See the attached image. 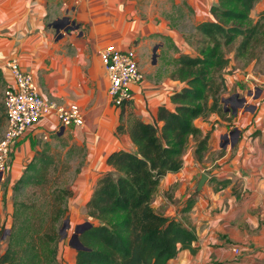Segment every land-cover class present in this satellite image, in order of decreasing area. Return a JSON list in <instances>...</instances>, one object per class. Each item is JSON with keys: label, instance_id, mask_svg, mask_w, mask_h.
<instances>
[{"label": "crops", "instance_id": "1", "mask_svg": "<svg viewBox=\"0 0 264 264\" xmlns=\"http://www.w3.org/2000/svg\"><path fill=\"white\" fill-rule=\"evenodd\" d=\"M216 1L173 0L157 18V0H0V138L6 128L4 90L14 86L5 66L10 58L32 74L45 102L75 103L83 118L82 126H65L53 112L45 114L11 143L5 180L0 181V226L11 223L12 186L35 150L50 138H67L83 149L71 183L64 219L69 233L61 251V264L75 263L77 250L69 240L75 227L88 221L85 205L96 180L111 169L106 156L134 147L127 115L156 120L160 106L173 108L170 95L183 86L163 75L171 42L178 46L173 56L187 52L170 12L186 6L196 25L212 19L210 8ZM107 46L133 48L144 75L132 85V99L123 110L111 102L109 81L98 61ZM234 74L227 77L226 90L244 103L228 108L222 102L221 114L194 121L201 136L210 133L204 155L194 158L191 137L181 169L167 173L152 197L155 211L180 220L196 235L192 249H181L167 264H264V80L259 79L264 76ZM235 79L244 86L234 85ZM202 173L208 178L192 209L180 213ZM221 180L229 183L222 186ZM232 247L240 253L234 254Z\"/></svg>", "mask_w": 264, "mask_h": 264}, {"label": "trees", "instance_id": "2", "mask_svg": "<svg viewBox=\"0 0 264 264\" xmlns=\"http://www.w3.org/2000/svg\"><path fill=\"white\" fill-rule=\"evenodd\" d=\"M256 2L217 0L210 8L213 19L194 26L196 33L214 41V47L196 56L180 53L174 72L177 75L173 77L183 86L170 95L173 108L160 106L152 122L133 118L128 130L133 149H118L106 156L111 169L96 180L85 205L90 225L79 234L84 248L76 251L74 264H167L181 249H192L194 230L155 211L151 200L160 180L181 169L191 137L196 142L194 158L199 160L204 155L210 133L201 136L194 121L212 112H223L219 95L225 81L222 77L216 80L211 70L225 60L216 50L220 43L231 45L240 38L235 56L247 52L264 31V6L257 14L258 20L253 23L251 19ZM122 129L118 127V131ZM50 148L49 141L43 142L12 186L11 223L0 226V243L5 244L0 249V264L62 262L60 227L72 189L48 192L40 203L42 208L17 199L23 188L43 185L48 180L56 166ZM220 183L226 186L229 182ZM197 194L195 191L186 199L180 213L192 209Z\"/></svg>", "mask_w": 264, "mask_h": 264}, {"label": "rangeland", "instance_id": "3", "mask_svg": "<svg viewBox=\"0 0 264 264\" xmlns=\"http://www.w3.org/2000/svg\"><path fill=\"white\" fill-rule=\"evenodd\" d=\"M168 3H173V0H157V18L159 16H163L164 13L161 11L165 10V5ZM174 5V3H173ZM264 6V0H257L254 10L251 15V19L253 23L258 20V12L260 8ZM182 10V13H180ZM162 13V14H161ZM165 15V14H164ZM170 16L174 19L175 25L182 34L184 38V42L187 46V54L191 56L201 55V52L207 51L214 47V41L208 39L206 36L196 33L194 30V23H193V16L190 12L189 8L184 6L180 7V9L173 7L172 11L170 12ZM142 18H145V15H141ZM213 19V17H212ZM211 19V20H212ZM174 25V27H175ZM180 26V27H179ZM261 28H264V21L261 22ZM240 42V38L236 40L231 45H221L219 44L217 48V55H221L223 60H225V63L219 66H215L214 69L211 70V72L214 74V77L216 80H220L221 77L224 79V84L222 86V90L220 92V99L224 103L226 107H239V104H243V101L238 100L234 98V96H231L229 94V91L226 90V85L228 82L227 77L228 76H234L235 71H237V74L239 72H252L253 76L256 78V76H264V31L261 32L256 36V38L253 40L251 47L245 52L242 56L236 57V46ZM178 52V46L177 44H173L171 42L166 49V58L164 59V64H166L164 68L163 75L168 76L170 79L177 80L174 73L178 67L177 59L181 52L175 57L173 54ZM100 60L99 54H98V61ZM101 62V61H100ZM100 67L102 70V73L105 78L108 79L106 71L104 69V66L102 63H100ZM161 72L159 68V73ZM250 78H248V81ZM260 81H263V78H259ZM109 81V80H108ZM179 81V80H178ZM236 84L238 86H244L241 82L235 79ZM133 85V84H132ZM130 86V90L133 86ZM228 87L230 84L227 85ZM250 102V101H249ZM128 104V103H127ZM116 107V106H115ZM129 116V121L127 120L128 130L131 125L132 114L131 112L127 115ZM46 141H49L51 144L50 153L53 156L55 160V169L50 172V175L47 177V181L43 182V185H37V186H27L23 188L17 195V199L20 201H24L26 203H34L36 204L37 208H42L40 205L41 202H43L46 198V195L48 192L56 191L61 188H71V183L73 182L79 162L82 158V148L79 146L74 145L73 143H70V140L67 138H62V140H56L54 138H50ZM12 193V192H11ZM12 199H13V193H12ZM11 199V201H12ZM44 205V204H43ZM61 228V227H60ZM69 228H65L64 231H60L61 239L64 244V239L68 238ZM7 231L4 232V237ZM3 237V238H4ZM66 241V240H65ZM5 247L4 243H0V249H3ZM63 248V247H62Z\"/></svg>", "mask_w": 264, "mask_h": 264}, {"label": "built area", "instance_id": "4", "mask_svg": "<svg viewBox=\"0 0 264 264\" xmlns=\"http://www.w3.org/2000/svg\"><path fill=\"white\" fill-rule=\"evenodd\" d=\"M99 57L109 80L108 95L111 102L121 107L132 99L130 86L144 78L136 52L133 48L125 50L107 46L99 51ZM5 66L9 69L14 86L6 88L3 94L6 128L0 138V181L5 179L11 143L43 115L53 112L62 125H83L81 110L77 104L64 106L45 102L40 95L38 83L31 73L20 67L16 58L6 60ZM232 252L237 255L240 250L232 247Z\"/></svg>", "mask_w": 264, "mask_h": 264}, {"label": "water", "instance_id": "5", "mask_svg": "<svg viewBox=\"0 0 264 264\" xmlns=\"http://www.w3.org/2000/svg\"><path fill=\"white\" fill-rule=\"evenodd\" d=\"M233 132H230L228 135H232ZM226 135V136H228ZM227 142V141H225ZM224 146V145H223ZM0 177H1V173H0ZM208 176L206 173H202L200 175V178L198 179L197 181V185H196V188H195V191L196 192H199L201 189H202V186L203 184L205 183V181L207 180ZM90 225V222H84L82 224H79L75 227L74 231H73V234L69 240V244L74 247L76 250H79V249H82L84 248L82 243L80 242L79 240V234L85 229L87 228L88 226ZM68 226V223H67V220H64L62 225H61V228H60V231H64L65 228H67Z\"/></svg>", "mask_w": 264, "mask_h": 264}]
</instances>
